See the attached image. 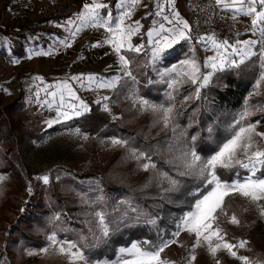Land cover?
<instances>
[{
  "label": "snow or ice",
  "instance_id": "6c2138e0",
  "mask_svg": "<svg viewBox=\"0 0 264 264\" xmlns=\"http://www.w3.org/2000/svg\"><path fill=\"white\" fill-rule=\"evenodd\" d=\"M168 14H165V5L157 2L154 15L161 17L163 22L157 26V20L153 19L152 26L147 29L146 41L143 39L145 33L141 31L140 20H132L134 11L142 6L141 0H116V13L113 14L110 5L104 0H91L83 3L81 9L74 13V19L69 17L64 24L68 29V37L60 40L59 43L65 47H71L72 41L77 34L87 28L103 29L104 38L97 40L92 47L108 45L116 57L118 68L115 75L102 77L95 73L78 74L64 79L56 80L52 84H44L43 88L37 87L35 92L36 103L41 107L47 106L50 110L54 108L55 117L45 121L48 127L54 124H61L73 120L75 117H83L90 112L89 104L78 94V89L72 82L79 84L81 89L88 90H116L118 88L136 85L137 79L131 69L132 60L129 53L139 56L145 53L148 56V63L153 66V71L159 77L158 81L148 79L150 86L154 83L166 84L164 92L167 103H156L145 96L139 95L138 90L131 88L128 97L132 99V106L139 108L141 112H151L154 122L162 125L164 129L172 127L173 134L176 132L175 120L179 115L176 108L177 92L185 84L193 86V93L185 95L184 101L201 98L202 90L210 85L218 74L229 70L239 69L248 63L255 62L254 67L259 69L258 75L253 84V90L245 97L241 111L233 118L228 125L227 134L222 142H216V149L211 155H201L198 151L200 134L190 135L182 132L185 137L179 148V153L174 157L178 161L176 171L178 176L189 177L197 181L191 185V191H187L188 209L176 221V228L167 238L158 237L156 242L150 240L132 241L129 246L120 247L114 261H91L85 255L84 249L74 240L60 239L55 229L47 233L48 243L39 249L25 248L24 253L28 256L46 254L55 250L59 255L64 256L68 264H175V261L163 253L170 245L177 243L181 233H186L191 238V252L185 260V264H194L196 260V249L205 248L208 255L213 258L214 264H221L218 254L223 252L227 257L239 264H264L261 261H253L248 255L242 254L241 250H248L249 241L243 238L228 239L227 232L220 226V216L227 217V223L239 226L240 219L235 214L228 215L226 211V198L239 196L252 204L260 218H264V105L251 103L249 97L262 94L264 89V0H215L213 11H227L230 18L235 21L238 17L250 19V26L245 32H250L247 39H239V31L235 33L234 40L220 38L215 32L193 36L189 22L182 18L175 10L174 0H166ZM147 7V5H143ZM105 10H108L105 14ZM133 37H141L140 42L133 41ZM200 44L204 51L210 52L201 62L196 55L195 46ZM187 42L191 55L185 54L183 59L178 60L165 67H157L163 64L175 50V46ZM7 45V38L4 40ZM31 55H49L48 52H31ZM16 59L12 63H18ZM111 68V66H109ZM33 81L43 83V77L34 76ZM8 94V90H4ZM43 91L45 99H40V92ZM106 95L99 96L95 101L101 105L105 112L111 114V108ZM260 113L259 119L252 121L253 115ZM113 120L118 117L113 116ZM190 126V125H189ZM75 131L79 134L80 129ZM209 138L211 139L212 128L209 127ZM87 139V136L84 137ZM110 143L114 147L126 148L131 159L137 161L138 166L144 171L157 169V164L145 151L129 146V141L123 138L112 136ZM243 169L246 172L243 178L237 172L235 178L225 179L221 175L223 170ZM3 177H0L2 180ZM39 181L45 185L49 183V175L37 176ZM59 179V177H57ZM159 182H167L168 187L164 191H177L182 183L167 171H160L155 177ZM186 183V182H184ZM33 185L29 183L28 194L32 195ZM87 197V193H82ZM104 197H97L96 200L85 203L95 205L92 215L95 220V229H89L92 239L96 242L92 247L106 244L113 232L109 213L106 205L103 204ZM27 203V201H25ZM127 204L132 212H137L131 206V201L121 200L113 208V212L119 211V206ZM25 209L20 208L23 213ZM60 213H56L49 223L60 221ZM122 221H117V224ZM155 224V219L146 221ZM98 231L99 235L96 234ZM10 233L6 232L5 235ZM81 240L87 246V238L81 236ZM183 246V245H181Z\"/></svg>",
  "mask_w": 264,
  "mask_h": 264
},
{
  "label": "trees",
  "instance_id": "16d2710c",
  "mask_svg": "<svg viewBox=\"0 0 264 264\" xmlns=\"http://www.w3.org/2000/svg\"><path fill=\"white\" fill-rule=\"evenodd\" d=\"M134 55L138 61V67L133 74L138 79L139 94L156 103H167L163 92L166 84L154 83L149 86L146 83L149 77L153 81L157 80L143 66L142 54ZM258 71L259 69L254 67L253 63L251 67L245 69L240 67L218 74L210 85L202 90L199 100L193 98L184 101L185 95L193 93V86L183 85L176 96V108L179 115L174 122L177 126L175 135L171 126L164 129L162 125L155 123L151 112H146L143 118L137 120L136 113L131 109V103L122 99L127 87L118 88L112 93L121 114L120 119L110 120L93 109L83 117L73 119L72 123L78 125L81 130L94 134L95 140L110 135L128 140L130 147L147 152L157 164V169H150L144 176L135 177L131 171L130 160L127 158L129 151L122 148L111 157L105 168L99 171V175L95 170L77 173L67 169L64 173L66 175L63 174L56 179L57 181L50 179L49 183L56 184L57 189V193H53L52 204L57 206L61 215V220L55 228L58 236L75 239L91 261L103 257L113 258L118 247L127 246L132 241L147 239L156 242L158 237L164 238L165 234L161 235V230L168 228L169 231L175 219L181 216L182 212L189 210L187 202L190 198L187 197V191H191V185L197 183L192 178L178 176L176 171L178 161L174 157L178 155L179 148L185 139L181 133L186 131L189 134L188 140L190 135L199 133L197 150L201 155H211L216 149V142H222L226 136L231 115L242 106ZM218 83L223 85L219 86ZM11 122L0 109V140L10 136L13 139L12 133L6 130L8 123L10 125ZM206 125L208 129L212 128L211 139L209 131H205ZM5 147L4 153L11 148L9 145ZM160 171H167L182 181L177 191H164L168 187L167 182H159L155 179ZM226 171L221 172L223 178L228 175L229 171ZM92 180L90 185H86V182ZM83 181H86L85 187L89 188V190L85 189L86 192L81 189L87 193V197L73 196L72 190L65 189V185L81 184ZM110 192H113L115 203L121 200L131 201V206L135 207L137 212H132L127 204L120 205L119 211L113 212L116 206L110 205L105 200ZM97 194L104 197L103 204L106 205V210L110 214L113 232L106 244L92 247L96 242L92 239L89 229L92 228L93 231L96 229L94 221L90 223V217L94 218L92 209L96 206H87L84 200H96ZM150 218L155 219V224L146 222ZM118 220L122 221L119 225ZM62 230L74 231L76 236L71 233L66 235ZM168 231L165 233L168 234ZM45 232L49 230L46 229ZM96 234L99 235L98 232ZM81 236L87 238V246L81 240ZM35 244H38V241L30 242V245Z\"/></svg>",
  "mask_w": 264,
  "mask_h": 264
},
{
  "label": "rangeland",
  "instance_id": "374dc122",
  "mask_svg": "<svg viewBox=\"0 0 264 264\" xmlns=\"http://www.w3.org/2000/svg\"><path fill=\"white\" fill-rule=\"evenodd\" d=\"M0 2L2 1L0 0ZM24 41L25 39L12 40V42H7V45L4 42L0 43V109L12 121L10 125L8 123L6 130L10 131L13 137V139L10 136L0 140V177H3L0 180V264H23L25 260L24 249L44 247L48 243L46 239L48 232H45L46 229L51 231L57 228L58 221L49 223L51 218L56 213H59L57 206L52 204L53 193H57L56 184L48 183L45 185L37 179V176L47 174L49 175V180L57 181V177H62L67 169L77 173L95 170L99 175V171L105 168L111 157L122 149L121 147H114L110 143V138L116 135L95 140L94 134L81 130L78 125L72 123L73 120L54 124L52 127L46 125V120L55 117V110L54 108L50 110L47 106L41 107L36 103L35 92L37 89H35V82L30 87L24 86L22 89L17 87L15 71L25 64L27 59L25 54L30 53L32 50L30 44H25ZM33 47L35 49L37 47L36 44H33ZM80 49L83 48L75 49V52ZM18 52H22V55H19ZM65 53L66 51H64ZM13 59L19 62L13 64ZM222 83H218L219 86H222ZM5 89L8 90V94L5 93ZM252 90L253 85L249 92ZM249 92L246 97H248ZM78 95L89 104L90 109L97 113L104 115L110 120H113V116L119 118V110L115 101L111 98L107 101L112 110L111 114H109L103 110L101 105L95 103L102 94L93 93L92 90H84ZM40 99H45L43 91L40 92ZM123 99H125V95ZM249 99L253 104L264 105V89H262L261 95H253ZM243 104L237 112L231 115L228 125L241 111ZM134 110L136 119H141L144 113L139 108H134ZM260 116L261 114L257 113L250 119L255 121ZM207 125L205 127L206 132H208ZM76 128L80 129L79 134L73 131ZM259 130L264 131V127ZM85 136H87V139L84 138ZM116 137L120 138L119 136ZM7 145L11 146V148L4 153L3 150H5ZM127 158L130 160L131 171L135 177L144 176L147 173L138 166L136 160L130 158L129 154ZM237 172L240 173L241 178L246 175L243 169H233L228 172L225 179L235 178ZM85 182L83 181L81 184L78 183L76 185H63L68 191H73V196L78 197L86 192L85 189L88 186L85 187ZM92 182L93 180L88 181L86 185H90ZM29 183L33 185L31 196L27 191ZM87 189L89 190V188ZM97 195L98 197L101 196L100 194ZM113 197V192H110L105 200L110 205L117 206V202H114ZM86 204L87 206H94L90 203ZM22 207L25 209L23 213L20 212ZM225 207L229 216L235 214L241 221L239 226L231 225L227 223V217L221 214L220 226L227 232L226 238L247 239L250 242L248 250H241L242 254L248 255L254 262H264V218H260L255 207L239 196L226 198ZM181 216L175 219L173 227H170L169 231L168 228L161 230V235L165 234L164 238H167V232L165 233V231H168V235H170L175 230L176 221ZM91 217L90 223L94 221L92 223L95 228V220ZM6 232L10 234L6 236ZM62 232L66 235L71 233L76 236L74 231L71 232L69 230L67 232V230H62ZM59 238L68 239L67 237ZM35 240L38 241V244L30 245V242ZM71 240L75 241V239ZM191 242L192 240L188 234L181 233L180 237L177 238V243L165 249L163 255L175 261V264H185L187 256L192 251ZM57 256H52V264L56 263ZM114 257L96 259L95 261L107 260L111 262L115 260ZM218 258L221 260V264H239V262L227 257L223 252L218 254ZM63 262L68 264L64 256L60 259L59 264H63ZM194 264H214V261L205 248H198L196 249Z\"/></svg>",
  "mask_w": 264,
  "mask_h": 264
},
{
  "label": "crops",
  "instance_id": "0c3cea01",
  "mask_svg": "<svg viewBox=\"0 0 264 264\" xmlns=\"http://www.w3.org/2000/svg\"><path fill=\"white\" fill-rule=\"evenodd\" d=\"M1 1L2 12L0 15V43L2 44L5 38H7V42L25 39L24 43L30 44L32 48L31 52L49 53V55H31V58H29L30 53L25 54L27 57L25 64L20 68H17L15 71L17 77V87L19 89L24 88V86L30 87L32 83H34L32 79L34 76L43 77V83L40 81H35V89H37V87L42 89L44 84H52L56 80L71 77L79 73H95L100 76L104 75V77H110L116 74L118 64L116 63V57L112 53L111 48L108 45L95 48L91 46L92 44L96 43L97 40H102L104 38L103 29L87 28L82 30L72 41L71 47H65L59 43L60 40L68 37L69 35L68 29L64 27L65 21L69 17L74 19L73 14L81 9L83 3H90L91 0ZM198 1L200 0H174L175 10L178 11L181 17L186 19L190 24L189 14L191 6ZM104 2H107L110 5L108 10H111L113 14H115L116 0H104ZM157 2L165 5V14H168L166 0H141L142 6L138 7L134 11L131 18L132 20L141 21V31L145 33V36L143 37L145 41L147 29L152 26L153 19L157 20V26L160 22H163L161 17H156L154 15L155 11L157 10ZM143 5H147V7H144ZM108 10H105V14ZM222 12L230 16L229 12ZM239 18L245 23L246 27L250 26L249 18ZM250 36L251 33L245 32L244 30L241 33L239 39H247ZM140 40L141 37H133V41L136 43L140 42ZM33 44H36L37 46L35 49ZM193 45L195 46L197 58L201 62L206 55H211L210 52L206 53L203 47L200 44H196L195 41H193ZM79 48L83 49L75 52V49ZM64 51H66L65 54ZM18 54L22 55V52H18ZM141 54L144 61L143 66L145 69H147V71H150L154 75V78L158 81L159 77L156 75V72L153 71V66L148 63L147 55L145 53ZM185 54H191L189 51V44L187 42H181V44L175 46V50L172 55H170L163 64L157 65V67H165L175 63L178 60L183 59ZM128 55L132 60L131 69L133 72L138 67V61L136 58H134V53H129ZM253 63L255 62L253 61L241 67L245 69L247 67H251ZM109 66H111V68H109ZM148 79L152 78L149 77ZM72 83L78 89L77 94H81L82 91L88 90L87 88L81 89L79 84L76 82ZM130 87L138 90V84H130L129 87H127L124 91L123 96L125 95V99H123V96L122 99L129 103L132 101L128 98V91L130 90ZM166 89L167 85L163 92H165ZM92 92L95 93L96 91ZM113 92L114 90L101 89L99 90L98 94L107 95L109 98L115 101V99L112 97ZM131 109L135 113L133 106ZM143 113L144 114L141 118L146 115V112ZM120 116L118 119H120ZM138 119L140 120V118ZM53 255L61 256L55 250H50L46 254H37L34 256H28L25 254V260L23 261V264H52L53 262L51 261V258ZM58 256L55 264H59L60 259L63 258V256L59 258ZM114 259H116V255ZM63 264L65 263L63 262Z\"/></svg>",
  "mask_w": 264,
  "mask_h": 264
},
{
  "label": "built area",
  "instance_id": "2783aa9c",
  "mask_svg": "<svg viewBox=\"0 0 264 264\" xmlns=\"http://www.w3.org/2000/svg\"><path fill=\"white\" fill-rule=\"evenodd\" d=\"M1 3L0 15L2 12ZM214 3L215 0H200L191 6L189 16L193 36L215 32L220 38L236 39L235 33L237 31L242 33L246 28L245 23L239 17L233 21L229 15L220 10H216L214 13Z\"/></svg>",
  "mask_w": 264,
  "mask_h": 264
}]
</instances>
